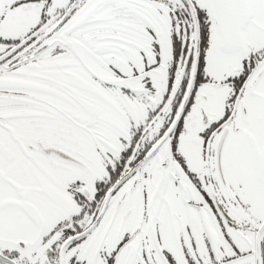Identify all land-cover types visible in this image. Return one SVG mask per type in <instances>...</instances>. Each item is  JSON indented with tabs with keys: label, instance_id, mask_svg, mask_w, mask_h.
Masks as SVG:
<instances>
[{
	"label": "snow or ice",
	"instance_id": "1",
	"mask_svg": "<svg viewBox=\"0 0 264 264\" xmlns=\"http://www.w3.org/2000/svg\"><path fill=\"white\" fill-rule=\"evenodd\" d=\"M0 264H264V0H0Z\"/></svg>",
	"mask_w": 264,
	"mask_h": 264
}]
</instances>
